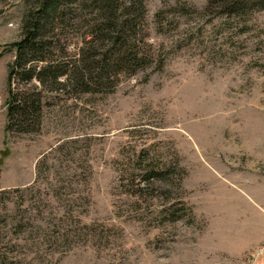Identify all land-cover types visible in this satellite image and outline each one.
<instances>
[{"label":"rangeland","instance_id":"obj_1","mask_svg":"<svg viewBox=\"0 0 264 264\" xmlns=\"http://www.w3.org/2000/svg\"><path fill=\"white\" fill-rule=\"evenodd\" d=\"M32 3L0 0V264H264V9L144 0L152 65L85 94L8 87ZM76 16L54 58L78 59ZM9 88L40 102L6 133Z\"/></svg>","mask_w":264,"mask_h":264},{"label":"trees","instance_id":"obj_2","mask_svg":"<svg viewBox=\"0 0 264 264\" xmlns=\"http://www.w3.org/2000/svg\"><path fill=\"white\" fill-rule=\"evenodd\" d=\"M217 1L225 11L236 14L264 9V0H213ZM32 6L22 24V38L11 44L15 59L8 66V87L16 75L85 94H108L119 78L152 65V56L140 48L138 39L146 13L144 0H33ZM76 14L85 19L84 46L78 59L54 58L56 45L51 37ZM39 102L38 94L15 93L9 88L6 133L11 124L23 126L38 112Z\"/></svg>","mask_w":264,"mask_h":264}]
</instances>
